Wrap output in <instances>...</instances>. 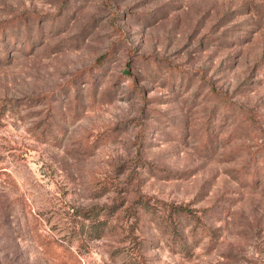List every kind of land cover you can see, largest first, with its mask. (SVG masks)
<instances>
[{"label":"rangeland","instance_id":"obj_1","mask_svg":"<svg viewBox=\"0 0 264 264\" xmlns=\"http://www.w3.org/2000/svg\"><path fill=\"white\" fill-rule=\"evenodd\" d=\"M0 264H264V0H0Z\"/></svg>","mask_w":264,"mask_h":264},{"label":"trees","instance_id":"obj_2","mask_svg":"<svg viewBox=\"0 0 264 264\" xmlns=\"http://www.w3.org/2000/svg\"><path fill=\"white\" fill-rule=\"evenodd\" d=\"M172 213H175L176 216L179 217V216H184V215H190L191 212L187 208L176 207V208H174ZM203 230H205V229H203Z\"/></svg>","mask_w":264,"mask_h":264}]
</instances>
